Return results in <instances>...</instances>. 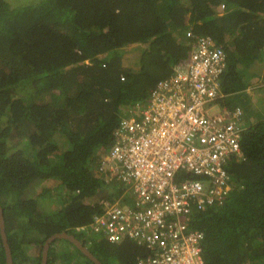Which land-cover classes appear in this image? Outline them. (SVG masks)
Listing matches in <instances>:
<instances>
[{
	"label": "trees",
	"instance_id": "trees-1",
	"mask_svg": "<svg viewBox=\"0 0 264 264\" xmlns=\"http://www.w3.org/2000/svg\"><path fill=\"white\" fill-rule=\"evenodd\" d=\"M188 29L225 50L219 105H247L236 95L249 92L242 69L264 54V0H32L15 7L0 0V204L13 264H40L45 239L59 232L73 234L102 264H134L144 254L130 238L88 244L80 229L99 200L123 190L96 177V164L124 109L145 103L187 57ZM128 48L138 50L133 64L124 60ZM240 148L227 166L229 197L192 211L204 264H264V118L245 127ZM35 182L41 186L27 198ZM18 247L36 252L17 255ZM47 264L93 262L56 239Z\"/></svg>",
	"mask_w": 264,
	"mask_h": 264
},
{
	"label": "built area",
	"instance_id": "built-area-1",
	"mask_svg": "<svg viewBox=\"0 0 264 264\" xmlns=\"http://www.w3.org/2000/svg\"><path fill=\"white\" fill-rule=\"evenodd\" d=\"M186 36L193 38L187 57L145 103L124 109L96 164L95 176L121 186L120 196L99 200L89 226L79 228L88 244L132 239L145 250L134 264H204L203 232L190 227L192 211L224 203L233 187L228 163L242 156L243 110L218 103L225 50L210 36L190 29Z\"/></svg>",
	"mask_w": 264,
	"mask_h": 264
},
{
	"label": "crops",
	"instance_id": "crops-1",
	"mask_svg": "<svg viewBox=\"0 0 264 264\" xmlns=\"http://www.w3.org/2000/svg\"><path fill=\"white\" fill-rule=\"evenodd\" d=\"M131 64H133V62H131ZM248 67L249 68H247L246 70H244V68L242 67L243 72H241V75L244 80L247 81L248 85L246 89L249 92L246 91V95H244V97L241 96L239 99V101L247 102V105H245L244 102L243 105L241 104L243 110L242 124L244 127H247L248 125L252 124L258 118H264V87L261 88L262 85H264V54L261 56V60L258 63L255 62L254 64L249 65ZM252 67L253 72H251ZM257 82L262 83L261 85L256 86ZM253 86L256 87L254 90Z\"/></svg>",
	"mask_w": 264,
	"mask_h": 264
},
{
	"label": "water",
	"instance_id": "water-1",
	"mask_svg": "<svg viewBox=\"0 0 264 264\" xmlns=\"http://www.w3.org/2000/svg\"><path fill=\"white\" fill-rule=\"evenodd\" d=\"M0 238L5 254V264H13L12 252L5 232V221H4V215L1 204H0ZM56 239L67 240L73 246H75L87 259L93 262V264H102L101 261L89 250V248L82 241L77 239L73 234L67 232L54 233L45 239L42 245L40 264H47V255H48L49 246Z\"/></svg>",
	"mask_w": 264,
	"mask_h": 264
},
{
	"label": "rangeland",
	"instance_id": "rangeland-1",
	"mask_svg": "<svg viewBox=\"0 0 264 264\" xmlns=\"http://www.w3.org/2000/svg\"><path fill=\"white\" fill-rule=\"evenodd\" d=\"M5 1H7L8 2V4H10L12 7H15V6H18V5H20V4H22V3H28V2H30V1H32V0H5ZM124 52H122V53H124V60H126L127 62L129 61L130 63L129 64H131V62H135V61H137V52H138V50H135V49H131V48H128V49H124L123 50ZM134 52H136V53H134ZM251 72H253V67H252V69H251ZM261 83L262 82H257L256 83V86H259V85H261ZM263 83H264V79H263ZM254 87V86H253ZM264 87V85H262V87L261 88H263ZM256 87H254L253 88V90L255 89ZM255 92H256V90H255ZM237 96V100H239L240 99V97H241V95H236ZM242 96L244 97V94H242ZM263 97H264V93H263ZM59 142H60V145L62 146L63 145V141H62V139H59ZM66 143V146L68 145L69 146V144L67 143V141H65ZM67 146V147H68ZM41 183L42 182H35V183H33V184H31L27 189H26V191H25V195H26V197L27 198H29V197H31L34 193H36L37 191H38V188L41 186ZM45 184V183H44ZM116 196H114L115 198H118V196L120 195V193H118V192H116V194H115ZM125 197V199H129L128 198V196H124ZM40 203H42V201L40 202ZM44 207V206H43ZM47 208H51L50 207V204L48 205V207ZM14 251H15V254H17V255H20V253L22 254V252L23 253H30V255H32L33 253H35L36 252V249L35 248H24V247H18V248H15L14 249Z\"/></svg>",
	"mask_w": 264,
	"mask_h": 264
}]
</instances>
